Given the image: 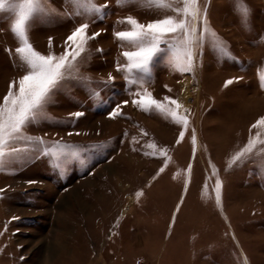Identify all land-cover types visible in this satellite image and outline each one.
Listing matches in <instances>:
<instances>
[{
  "label": "rangeland",
  "instance_id": "rangeland-1",
  "mask_svg": "<svg viewBox=\"0 0 264 264\" xmlns=\"http://www.w3.org/2000/svg\"><path fill=\"white\" fill-rule=\"evenodd\" d=\"M96 2L108 5L106 14L81 9V15H69L73 5L50 0L57 11L38 15L31 28L30 42L43 54L62 53L81 23L100 35L88 42L78 71L61 82L44 115L24 129L46 145L14 142L28 151L0 169V264H264V127H252L264 117V0H198L229 54L209 38L192 72L176 70L173 53L165 50L149 75L136 74L160 101H179L183 85L191 86L179 110H189L187 129L158 111L137 108L130 92L142 89L117 69L126 63L121 53L132 50L114 36L130 29L121 21L131 15L147 24L175 13L151 0ZM14 18L0 12V102L26 71L15 52ZM229 79L235 82L225 87ZM117 105L121 115L112 118ZM250 138L252 153L229 167ZM54 141L80 156L57 168L42 151Z\"/></svg>",
  "mask_w": 264,
  "mask_h": 264
},
{
  "label": "snow or ice",
  "instance_id": "snow-or-ice-1",
  "mask_svg": "<svg viewBox=\"0 0 264 264\" xmlns=\"http://www.w3.org/2000/svg\"><path fill=\"white\" fill-rule=\"evenodd\" d=\"M128 2L129 0H117L119 4ZM178 2L182 3V6L173 8V5L166 0H151V3L160 8L171 9L175 15H166L147 24L140 23L129 15L121 23H126L130 29L116 31L114 36L122 45L127 44L132 48L121 53L126 63L117 65L118 71L127 74L126 83L142 89V91L130 92L134 97H138L133 99L132 103L145 112L158 111L171 118L183 129H187L189 110L184 109L186 114L181 115L179 110L183 108V105L177 99L167 96L163 101L155 99L151 92L143 88L144 75L150 74V66L154 59L165 50L173 53L170 63L174 64L176 70L182 73L192 72L194 62L200 55V50L209 42V38H211V46L221 54L229 53L223 43L215 38V33L209 29L207 17L200 8L198 0H178ZM64 3L73 5L76 11L68 14L77 16L82 14L81 9L86 14L104 15L108 8L106 3L100 5L96 0H64ZM49 5L50 0H0V12L7 11L14 14L15 18L10 29L19 42L15 52L21 61V66L26 69L18 80L10 82L8 92L0 102V169L7 165L10 158H19V153L28 151L27 147H14V142L26 140L30 144L46 145L41 137L25 136L24 129L44 115L46 105L52 100L55 91L61 87V82L73 77L78 71V62L87 51L88 42L100 35L99 32L89 34V23H81L67 36L62 53L55 54L51 51L48 54L41 53L30 42V32L38 15H51L57 11ZM240 11L242 15H246L247 9L240 5ZM51 46L52 38L49 37L50 49ZM96 51L102 52L103 49ZM137 73L144 75L138 77ZM113 79L114 77L110 75L109 80ZM234 82L233 79L227 80L225 87ZM259 83L264 89V73L260 75ZM122 103L126 105L128 101ZM120 108L121 105H117L110 116L115 118L121 115ZM82 115V112L74 113L75 117ZM252 127H264V117H261ZM184 135L185 132L182 130L177 143L183 140ZM196 143L197 139L193 131L194 150ZM149 147L155 148V145H149ZM254 148L255 141L250 138L247 145L232 157L229 167L252 153ZM42 151L45 155L52 157L57 168H63L68 159L80 156L78 149L60 141H54L51 146H45ZM159 154L167 158L166 152L161 151ZM163 170V168L160 169L161 172ZM221 186V182L217 179L214 191L218 205L221 201ZM2 191L3 189H0V192ZM13 219L16 218L13 217Z\"/></svg>",
  "mask_w": 264,
  "mask_h": 264
},
{
  "label": "bare ground",
  "instance_id": "bare-ground-1",
  "mask_svg": "<svg viewBox=\"0 0 264 264\" xmlns=\"http://www.w3.org/2000/svg\"><path fill=\"white\" fill-rule=\"evenodd\" d=\"M183 93L180 95L179 97V102L182 104V102L184 101L186 104L188 103V99H189V92L191 91V86L187 85V83H185V85H183Z\"/></svg>",
  "mask_w": 264,
  "mask_h": 264
}]
</instances>
